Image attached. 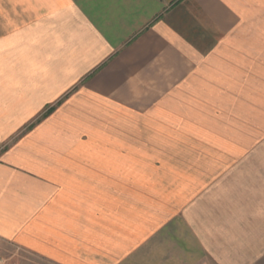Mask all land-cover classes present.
<instances>
[{"label": "crops", "instance_id": "obj_1", "mask_svg": "<svg viewBox=\"0 0 264 264\" xmlns=\"http://www.w3.org/2000/svg\"><path fill=\"white\" fill-rule=\"evenodd\" d=\"M152 145L199 157L152 176ZM262 157L264 0H0L1 241L49 264H258Z\"/></svg>", "mask_w": 264, "mask_h": 264}, {"label": "rangeland", "instance_id": "obj_2", "mask_svg": "<svg viewBox=\"0 0 264 264\" xmlns=\"http://www.w3.org/2000/svg\"><path fill=\"white\" fill-rule=\"evenodd\" d=\"M170 148H174L173 151L167 153H160V147L152 145L150 147L151 152L148 154L152 156L151 160L154 162H162L163 169L157 168V166L153 170H147L152 176H172L173 171L178 172V176H182L183 173L188 170L187 168L182 169L183 164L178 165V169H174L177 166V161H190L195 158H198V153L195 151L187 152L183 151L181 153H176L175 149L176 145L170 146ZM169 148V149H170ZM261 159H264L262 157ZM149 160V158H148ZM165 166H169V168H165ZM171 166L174 168L172 169ZM184 175H188L185 173ZM175 187V186H173ZM0 264H49L42 260L35 258L32 254L26 252L25 250L19 248L18 246L10 243V242H3L0 240Z\"/></svg>", "mask_w": 264, "mask_h": 264}, {"label": "snow or ice", "instance_id": "obj_3", "mask_svg": "<svg viewBox=\"0 0 264 264\" xmlns=\"http://www.w3.org/2000/svg\"><path fill=\"white\" fill-rule=\"evenodd\" d=\"M258 264H264V255H262L261 260L258 261Z\"/></svg>", "mask_w": 264, "mask_h": 264}]
</instances>
